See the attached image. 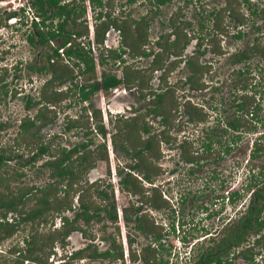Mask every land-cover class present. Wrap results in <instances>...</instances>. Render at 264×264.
Instances as JSON below:
<instances>
[{
  "label": "rangeland",
  "instance_id": "obj_1",
  "mask_svg": "<svg viewBox=\"0 0 264 264\" xmlns=\"http://www.w3.org/2000/svg\"><path fill=\"white\" fill-rule=\"evenodd\" d=\"M27 1L30 0H0V13L9 9L18 10L19 7ZM76 1L78 4L82 3L81 0ZM153 1L154 0H136L128 3L127 0H107V7H105L104 10L114 17H129L127 19L133 20L144 17L146 21V12L149 11L151 13L150 8H152L154 16L149 25V36L151 39L165 30V27L161 24L162 21H164L179 4H183L181 16L185 20L191 21L190 28L188 27V29L195 30V33L199 32L200 34L207 35L210 33V25L206 20L209 11L211 9L214 11L217 10L218 6L223 4L225 0H188L190 2L188 4H185L187 0H169V2L159 8L154 6L155 2ZM232 2L236 4V10L240 9L248 13L246 4L243 3V0H232ZM249 2L254 4L253 8L258 14L257 16H253V18H259V16H261V18L257 20L261 28V33H256V31L247 28L246 32L248 31L249 33L247 38L244 36L243 38L236 39L233 35L223 36L221 38V46L225 50V55L219 57L207 52L202 57L203 60L207 62L213 61L212 70L203 74V80L205 79L206 86H208L205 92L191 91L187 87L182 86L180 90L178 89L179 92H185L184 95L190 96L193 102L204 106V108H200L202 113L205 114V119L201 122L186 123V117L179 113L172 117L171 120V124H173L174 127L177 125L174 129L177 140L184 137L191 139L193 144L187 146L188 152L193 155L195 152H198L195 154H198L196 156L200 157V161H198V163L182 161L179 149L175 147V140L172 141L171 144L160 143L159 148L161 150L159 157H150L146 163L145 156V166L147 165V171L152 182L151 184L145 183V185L146 187L157 185L156 189L159 192L161 191L162 198H164L165 201L160 203L162 204L161 206L156 208L153 207L148 197L151 189L143 186L146 189V205L142 207L146 214V218L153 221L157 226L156 230L163 235L161 243L166 249L171 251L166 257L169 259V264L174 263L175 260H177L179 264H192L196 260L199 246H202V249H204L207 245H210L211 241L209 242L208 238H213L216 243L223 235L224 230L228 228V224L230 226L233 222L239 220V217L244 214L246 206L252 197L250 194L253 187H249L248 185L255 181L254 176L260 172L261 165L264 163V157L250 156L254 141L261 144L264 143V61L260 60V58L253 53L248 55L246 48L253 37L259 36L264 40V25H262V17H264V0H249ZM86 3V0H83V4L86 5ZM94 10V12L88 10L85 15L88 29L91 28V26L94 28L96 26V29H101L104 27L102 19L101 21L95 19V13L100 9L95 8ZM247 16L250 20L253 19L249 15ZM33 17L34 14L32 10L28 9V12L13 17L12 20L8 21L7 26L0 28V84L5 82L8 87V92L4 93L1 91L0 86V121L6 123L5 128L0 131V141L10 142L12 140L18 130L21 118L28 112L25 111L23 107L24 98H22V96L29 92L33 97L38 98L40 96V87L43 81L48 78L46 73L36 72L35 69L33 70L35 66L48 64L47 54H51L48 46H40L36 42L30 43L27 40V35L33 32V26L30 24V19ZM19 20L27 21H24L25 24H21ZM223 23L224 22L220 20V24L222 25ZM190 32L192 34V31ZM104 37L107 39L106 36ZM81 40L87 42L88 39L81 38ZM89 43L91 47H94H92L94 49L93 54H96V60L98 62L101 54L105 55L107 53L105 50L106 48L103 44L96 42V40L91 39ZM111 44L113 46L114 43L112 42ZM192 44L193 43L188 46L187 52L193 49ZM240 50L246 51L247 60L245 65L248 67L249 71H251L248 75L255 72L253 76L255 80L252 81L250 79L249 82H253L250 87H252V92L256 93V101L261 103V109L258 113L259 120L255 123L251 122L255 124V129H248L246 132L244 129L240 130L242 134L240 140L234 143V146L228 153H221L218 158H215L217 146L223 145L221 142L219 143L217 141H224L229 135V132H232L229 129H225V131L224 128H227L229 120H231L234 115H237V113L234 112L236 109V102L233 100L235 95L233 87L235 72H233L232 69L234 66H239L240 64L234 65L231 64V62L229 64L226 56L229 52L236 53ZM214 58H218L216 62H214ZM53 59L56 63L57 58L54 57ZM125 59L127 62L134 61V63L138 65L147 64V60L143 58L132 60L128 55ZM30 66H32V68ZM122 66V63L119 64L112 58L107 57L106 63L98 65L96 72L93 74L86 73L78 76L76 75V68H74L73 79H69L68 82L63 85H58L57 82L49 84L45 88V93L48 94L50 98L49 105L53 109L48 113L46 112V114H48L54 122L45 123L41 130V134L45 139L51 138L52 134H54L55 136L52 141L55 144L60 143L66 146H72L76 142L86 141L91 138L93 143L90 145V148L98 149L101 148L100 144L102 142H106L108 159L97 161L96 166L90 171L88 178L90 180H94L97 177L101 178L99 184H102V187L108 183L111 184L114 187V201L120 208L135 202V198H137V196L122 191L118 186L120 177L127 176L128 164H133V160L127 158L122 145L125 143L124 141L128 142V140L135 139L137 130L132 131L130 137L126 140L116 136L117 149L115 152H112L113 143L111 142V134L115 131L113 124L117 123L115 117L109 115L108 119L105 121L102 117V122L106 127L107 137H103L99 132L93 130L94 126L97 127L98 122L94 118H87V116L90 115L87 113L88 106L80 98L78 86L90 79L99 77L101 69H106L108 72L121 75ZM5 69L6 71L4 73ZM56 69L59 70V68ZM177 71L178 69L173 72L170 79L174 80ZM143 74H146V72ZM154 74L156 73L154 72ZM66 86L68 88H66ZM60 87L63 91L56 93L55 91ZM153 87H155V85ZM103 93V104H101V102L99 103V100L94 103L95 98L98 99L99 92L96 96L95 94L92 96V99H94L92 103L95 104L93 106L99 109L100 105V112L101 107L107 108L109 104L111 105V100L109 98L113 95L112 91ZM127 99L129 101H134L137 104V109L141 106H146L147 103L146 99L138 98L136 92H133ZM181 99L184 102L186 98L182 97ZM123 101L122 99L120 102L123 104ZM92 108L89 107L90 110H92ZM190 108L192 107H188V109ZM34 112L33 109L30 111V114L33 115ZM44 114L45 113L42 115L45 116ZM193 118L198 120L196 116H193ZM147 120L148 122L151 121V124H154V128H160V126L157 125L158 121L156 119H152L151 116H148ZM89 125L91 130L88 127ZM206 136H210L214 140L213 153L210 152L204 155V153L201 152V145L203 141H207ZM20 148H30V146L27 147L22 144ZM20 152H22V150ZM20 154H24V158H27L26 151ZM45 158L48 157H42L36 161L35 164H27L24 162V159H19L15 163V166L9 164L8 168L11 169L13 167L23 170L25 175L22 177V180L25 183L43 185L49 180L48 168L46 166H41ZM84 180L85 178H82V181ZM263 183V179L258 177L257 188H264ZM241 185H245V187H243L244 193L242 197L235 202L227 201V192L233 189H239ZM108 191H110V188H108ZM136 202V204H139V201ZM221 207L222 209L220 211L219 209ZM211 211L219 212L217 215L208 217ZM8 217L12 219L17 218L15 213H11ZM56 224L58 226L59 218H57ZM56 224L53 223V226H51L48 223H41L34 231H36L38 235L43 236L45 233L47 234L51 228L55 227ZM224 224H226V226L222 229ZM203 225L206 226L208 229L207 231H201L199 229ZM108 226L109 227L104 233L99 230L100 227L98 224L93 226L92 231H96L99 236L113 232L112 226ZM132 226L133 221H130L129 225H122L123 233L122 235L120 233L119 237L117 236L116 238L120 241L126 239L128 231L131 233L135 232ZM172 226L175 227V230H172ZM30 229L31 227L29 225L19 224L11 237L0 243V254L4 255L8 247L13 245L19 249H25V242L28 237H30ZM206 232H210L211 235L208 233L207 237L201 241L203 242L201 243L202 245L199 242L197 248V245L193 246L195 248H192L190 257H188V251L191 247V243L195 239L194 237L199 236L200 239L201 235ZM92 234L97 236V234L93 232ZM255 237L256 235L254 232L252 234L248 233L246 242H241V247L236 248L235 251L231 250V253L227 257L230 264H245L247 262L244 258L240 257L238 250L252 244ZM151 242H154L153 237L151 238ZM214 242L211 244H214ZM85 243L86 241L78 232L72 233V236L70 235L68 240L63 244L62 247H64V249L60 248V242L54 244L56 249L54 261L61 260L60 258L62 257H60V253L64 254V250L70 251L72 248L83 247ZM158 243L157 241L154 244L158 245ZM65 244L66 246H64ZM252 250L257 252L255 256L258 259V264H264V243L263 245L255 244ZM158 252L164 254L165 251L163 248H158ZM15 255H8L5 257L6 259L0 258V264H12V259ZM51 256L52 255L49 256L48 263L50 262ZM80 261L81 262L78 263L70 261L69 264H109L106 259L102 261L81 259ZM22 264L36 263L32 260H24ZM114 264L131 263L126 256L125 261L121 262L118 260Z\"/></svg>",
  "mask_w": 264,
  "mask_h": 264
},
{
  "label": "trees",
  "instance_id": "obj_2",
  "mask_svg": "<svg viewBox=\"0 0 264 264\" xmlns=\"http://www.w3.org/2000/svg\"><path fill=\"white\" fill-rule=\"evenodd\" d=\"M82 3L78 4L76 0H30L29 5L33 9L34 13L41 17L40 21H34L33 27L34 32L29 33L28 40L33 43L34 39L37 36V41L40 44H45L52 40H57V44L52 48L51 54L48 55V61L52 57H56V63H50L48 66L51 72V78L44 83L40 92V99L33 100L31 95H26L24 97V108L30 110L36 105L44 103L42 106H39L34 117L26 114L21 118L18 130L10 142L0 141V243L7 240L11 237L16 231L19 224L29 225L31 227L29 231L30 237L25 242L26 248L19 249L16 246H9L5 254H0V258H4L8 255H15L12 264H22L24 260H32L36 264H49L48 258L52 253L53 245L56 241L64 243L66 236L72 230H79L84 236H89L88 231L90 228H93L95 223L101 222L102 220L116 221L117 215L114 205L111 200L107 201V205H101L97 200L93 199L92 196L94 193L100 197V200L109 199L110 196L105 190H99L96 188V183L92 184H81L80 179L82 176L91 168L95 163V159L100 157L99 152H95L88 148V142L78 143L75 148H71L69 153L65 151L64 147H61L60 144H55L52 140H46L41 134L45 123L50 121L52 118L49 117L46 112H50L48 108V103H50V98L47 93H45V88L51 84L53 81L57 83L65 82L67 79L73 77V68H71L67 63L63 62V58L60 57V53L64 51V54L68 58H73V65L79 67L81 73H89L95 71V62L90 51L84 50L83 46L80 43H75L73 47H65L66 43L70 40H74V36L87 35L88 28L84 21L81 19L85 14L86 8ZM92 10L95 8H101L100 11L96 12V19L105 16L103 21V28H95V40L96 42L103 43L104 32L107 29L109 24H113L121 30L124 44L131 48L135 53H140L142 44L144 41L147 42V28L150 23V20L154 16L152 8H150L151 13L146 14V21L144 17L138 19H127L121 22H118L116 19H112L110 14L103 12L105 2L107 0H89ZM135 1V0H129ZM152 1V0H150ZM155 6L159 8V5L166 0H154ZM248 2V0H244ZM231 7V5H230ZM20 11H23V8H20ZM18 10H4L3 13H0V28L8 25V21L13 17H16L20 14ZM216 16H219V12H216ZM57 19V23L54 27L53 20ZM80 19V20H79ZM22 23V22H21ZM172 33L176 35V41L169 42V34L160 37L156 41V44L162 48V51L153 53L151 49L152 58V67H160L161 59L164 56V53L170 52V49H173L175 42H178L180 35L178 26L175 25L174 21L171 20ZM100 29V30H99ZM181 33V31H180ZM186 33H181L185 38L181 44V48L184 47L188 39L185 35ZM59 49H62L59 51ZM215 52H219L218 47H215ZM251 52L264 61V40L257 39L251 45ZM112 53V50H110ZM148 53H146L147 55ZM119 56V55H118ZM84 64V70H81L80 63ZM105 59L102 57L100 63H104ZM188 67L190 68V74L187 78V81L190 83L191 87L199 88L203 84L201 83V77L204 73V66L198 65L197 62L188 61ZM56 68H59L57 70ZM43 67L40 69L42 70ZM6 69L4 70L5 73ZM249 71L246 72L236 71L235 83L238 85L242 84V91L244 93L236 95L234 97V102H236V109L234 112L237 115H234L231 120L228 122V128L232 132H229L227 138L224 141L216 140L221 142L223 145L217 146L215 150V158H218L221 153H228L231 148L234 146V143H237L242 134L240 130L244 129H255V125L251 122L252 120L257 119L259 103L256 102L255 93L249 92L252 91L248 89L250 85L248 76ZM245 74V75H244ZM102 88L108 89L111 86H115L122 81L127 85H130L131 79L128 77V74L125 72L124 80L117 78L114 74H108L105 71L102 72ZM1 91L4 93L8 92V87L5 82L0 84ZM84 86L82 87L83 90ZM98 89L96 82L93 83L89 91L83 93L82 98H87L90 92H93ZM158 102L160 101L161 95L157 97ZM167 98L169 102H173L172 96L168 93ZM167 99V100H168ZM156 107L154 113H162L164 110ZM191 107V106H189ZM167 109L165 116H163V123L172 125L171 120L172 116L169 114ZM45 113L43 116L42 114ZM185 113H188L189 121H196L193 116L198 117L197 121H202L205 119V114L202 113L201 109L192 107L186 109ZM95 116L100 117L98 110L95 111ZM45 117V118H44ZM35 118V119H34ZM6 123L0 121V131L5 128ZM100 126V132L104 135V129L102 125ZM90 127V125L88 126ZM137 122H130L125 124V128L119 127L118 132L124 135L125 138L128 137V133H132L134 130L139 131ZM143 130L150 132L149 127H142ZM226 131V130H225ZM115 134V133H114ZM116 136V135H115ZM115 136H113V143L116 144ZM207 141L202 142L201 152L204 155L213 153V143L214 140L210 136H206ZM138 144H132L131 148L133 150V155L140 157L141 160L145 155L146 151V163L150 157H159L160 148L159 145L161 142L171 143L176 140V137L167 131L164 133V130L160 133L152 132L147 134L146 139H142L138 134L135 137ZM22 144L30 148H20ZM193 144L192 140L189 138H183L182 142L179 144V154L181 159L185 162H198L200 157L188 152L187 146ZM254 149L252 157L255 156H264V143H259L257 141L253 142ZM80 147V148H78ZM102 148L105 147V144L101 145ZM127 148V147H126ZM22 150V153L26 151L27 158H23L25 163H33L42 155L49 153L50 155L55 156L60 154L61 157H58L57 160H45L41 166H47L51 168V173L49 174L50 181H47L45 184H28L25 183L21 178L25 175V172L18 171L16 168L9 169L7 161L15 160L24 156L20 154L19 151ZM35 151V152H34ZM73 153H77L75 158H72ZM106 156V152H103ZM198 157V158H197ZM69 161L65 163L66 160ZM18 161V160H17ZM140 170H144L140 165H137ZM145 171V170H144ZM146 180H149L150 175L147 171L146 165ZM254 180L249 187L252 188L251 199L247 206V213L244 219L239 220L236 224V227L231 230L229 235V240L225 238L221 239V242L218 244L219 250L212 252V250H205L198 254L196 260L192 264H226L223 259V254L225 252L226 245L231 247L233 245H238L240 240H242L243 235L246 232H249L250 229L258 227L259 229L264 228V188H257V178L261 177L264 182V165L261 166V170L254 176ZM264 184V183H263ZM140 188L137 180L131 184V190L138 191ZM255 188V189H254ZM153 193L150 199L151 205L154 207H159L162 201H165L161 193L152 188ZM61 191L63 196H59L57 193ZM78 196L79 202V211L75 213L74 219H69L67 216H63L64 223L61 228H55L54 230H49L46 234L38 235L36 231L37 226L41 223L47 224L48 221L52 222V218L55 213H59L62 210L72 208L73 199L75 196ZM241 196L240 191H233L230 194V201L234 202L237 198ZM109 206V207H108ZM134 209V208H131ZM9 211L16 212L17 218H13L12 221L7 220V214ZM127 213V210L125 211ZM127 217V216H126ZM81 218L84 222L80 223ZM136 228L142 229L148 233L155 234L156 240L160 238L159 232L156 231V227L153 221H150L146 218V228L143 226L142 217L137 216L135 218ZM86 226V227H85ZM34 231V232H32ZM91 232V231H90ZM82 235V236H83ZM83 236V237H84ZM264 240V234H263ZM86 238V237H84ZM103 238L115 240L113 232L108 235H104ZM87 239V238H86ZM132 242V238L130 240ZM118 246V247H117ZM114 246V251L106 250L102 253L92 250L87 255L89 257H122V247L121 244ZM225 247V248H224ZM227 249V248H226ZM87 248L78 249L74 252L75 257H83L86 253ZM144 250V249H143ZM3 253V252H1ZM144 255L142 254V257ZM132 258L136 259L137 256L132 252ZM146 264H167V261L159 255L156 248H151L150 245H146ZM150 261V262H149ZM68 264V263H66Z\"/></svg>",
  "mask_w": 264,
  "mask_h": 264
},
{
  "label": "flooded vegetation",
  "instance_id": "obj_3",
  "mask_svg": "<svg viewBox=\"0 0 264 264\" xmlns=\"http://www.w3.org/2000/svg\"><path fill=\"white\" fill-rule=\"evenodd\" d=\"M127 1H128V3L134 2V1H129V0H127ZM29 2L30 1H27V2L23 3L19 7L18 11L21 10L20 8H23L24 10L20 11V14H23L24 12H28V9L32 10V12L34 14V17L30 19V24L33 26V22L34 21H40L41 17L34 13L33 9H31V7L29 5ZM86 2H87L86 5H85L86 11H85V14L83 15V17L81 19L84 21V23L87 25V28H88V24H87V21L85 19L86 18L85 15H86V12L88 10L89 11L92 10V7L90 5V1L89 0H86ZM153 2H155V1H153ZM167 2H169V0H166L163 3H161L159 5V7H161L162 5H165ZM188 3H190V2L187 0L185 2V4H188ZM243 3L246 4V9L248 10V13H246V12L240 10V9L236 10V8H235L236 4L234 2H232V0H225L223 2V4L219 5L217 10H215V11L211 9L209 11V13L207 15V19H206L207 22L210 25V33L207 34V35L200 34L199 32L195 33V30H189L188 29V27L190 28L191 21L185 20L181 16V11H182V8H183V4H179V6L174 11H172L170 13V15L165 18L164 21H162L161 24H162V26L165 27V30L161 31L158 35H156V37H153L151 39H150V36H149V25H150V23H149L148 28H147V34H148L147 42L144 41V43L142 44V47H141V51L142 52H140V53L133 52L130 47H128L126 44H124V41H123V37L124 36L122 35L121 30L118 27H116L115 25H113V24H109L107 29L104 32V36H106L107 39L104 37L103 43H101V44L104 45V47L106 48L105 50L107 51V53L105 55L101 54L98 62L96 60L97 59L96 58V54H93V50H94L93 48L94 47L92 46L93 47L92 48L90 46V43H89V41L91 39L95 40V28H96V26H95V28L91 26V28L88 29L87 35L74 36V40L68 41L66 43L65 47H73V45L75 43H80V45L83 46L84 50L90 51L89 53H90V55H92L93 60L95 62V71L94 72H96V68L98 67V65H103V64L106 63L107 57L112 58L114 61H117L119 64H121V63L123 64V66L121 68V75L120 74H116V73L108 72L106 69H101L99 77H96L94 79H90V80L84 82L83 84H79V86H78V93L80 94V98L88 106L87 113H89L90 115L87 116V118H89V119L90 118H94L98 122L97 123V127L94 126L93 130H95L96 132H99L103 137H107L106 136V134H107L106 127H105V125L102 122V117H103V120L105 121V120L108 119L109 115L110 116L113 115L115 117V120H116L117 123L113 124V127H114L115 131L111 134V142L112 143H113V136H115V135L119 136V137H122L125 140L128 137H130L131 133H128V137L127 138H125L124 135H122L120 133H117L119 127L125 128V124L130 123V122H137L138 127H140L139 131L137 130V135L139 134L142 139H146L147 134H151L152 132L160 133L161 131L164 130V133H166L167 131H169L170 134H172V135H174L176 137V140H175L176 141L175 142L176 146L175 147L179 148V144L182 142L183 138L177 140V136L175 134L176 132H174L175 131L174 129L177 127V125H176V127H174V126L172 127V125H168V124L163 123V116L166 115L165 112L168 109L170 111L169 114L172 117H174L177 113H179L180 115L183 114L186 117L185 118V122L186 123L187 122H198L197 120L196 121H194V120L189 121L188 113H185V110L188 109L189 106L196 107L197 109L202 108V107L204 108V106L202 104L200 105V104H198L196 102H193L191 100L190 96L184 95L185 92H183V91L179 92L178 89L180 90L181 86H182V87H187L191 91L205 92L206 88L208 87V86H206L207 84L205 82V79L203 80V75L201 77V83L203 85L201 87H199V88L191 87L190 83L187 81V78H188V76L190 74V68L188 67V61L191 60V62H197L198 65H202V67L204 66V69H203L204 73L205 72H209V71L212 70L213 61L207 62L206 60H203L202 57L207 52H209L210 54H212L214 56H219V57L225 55V50L221 46V41H222L221 38L223 36H225V35H233V37L236 38V39L243 38L244 36L247 38L248 35H249L248 31L246 32L247 28L252 29L253 31H256V33H261L260 25L257 22V20L259 18H261V16H259V18L258 17L253 18V16H257L258 15L256 10L253 8L254 4L249 2V0H248V2H245L243 0ZM106 4H107V1L105 2L104 8L107 7ZM230 5H231V7H230ZM154 6H155V4H154ZM99 9H101V8H99ZM92 11L94 12L95 10H92ZM102 11L106 12L103 8H102ZM216 12H219V16L215 15ZM149 13H150L149 11L146 12V14H149ZM95 15H96V13H95ZM247 15H249L253 19L250 20V18ZM110 17L112 19H116L118 22H121L123 20H127V18H129V17L121 18V16L114 17V16H111V14H110ZM263 18L264 17H262V25H264V19ZM12 19H10V20H12ZM95 19H96V16H95ZM101 19H102V21L106 20L105 16H102L101 18L96 19V20L97 21H99V20L101 21ZM140 19H141V17L138 20H140ZM151 20H150V22H151ZM171 20L174 21L175 25L178 26L180 38H179L178 42H175L176 45H174L173 49H170L169 53L168 52L164 53V56L161 59L160 67H152L151 63H152L153 54L151 55L150 52H151V49L154 51L153 53L158 52V51H162V48H160L159 45L156 44V41L158 39H160L161 35L165 37V35L169 34L168 41L169 42L176 41V35L174 33H172ZM220 20L222 22H224L222 25L220 24ZM19 21L22 22V23L20 22L21 24H25L24 21H27V20H19ZM53 23H54V27H55V25L57 23V19H54ZM166 27H167L168 30L166 29ZM198 29H200V28H198ZM180 31H181V33H186L185 35H186V37L188 39L187 43H185L184 47H182V48L180 46L183 43V40H184L185 37L183 35H181ZM190 31H192V34H191ZM33 32H34V27H33ZM81 38H85V39H88V40H87V42H85V41H82ZM257 39H262V38L259 37V36L253 37L251 39V42L248 43V45L246 47L247 51H248V55L252 54L251 45ZM27 40H28V37H27ZM35 42L37 44H39L40 46H48V48H49V50L51 52H52V48L57 44V40H52V41H49V42H47L45 44H40L37 41V36L34 39L33 43H35ZM112 42L114 43L113 46L111 44ZM191 43H193L192 44L193 45V49L190 52H187L188 51V46ZM215 47H218V50H220V53L214 51ZM110 50H112V53H110ZM146 53H148V54L146 55ZM48 55L49 54H47V60H48ZM128 55H129V58H131L132 60L133 59H137V58L146 59L147 60V64L146 65H142V64L138 65V64H135L134 61L127 62L125 57L128 56ZM60 57H62L63 58V62L67 63L71 68H73V69L76 68V75L81 76V75L86 74L85 72L81 73V74L79 73L80 72L79 67L76 66V65H73L74 59L73 58H68L64 54V51H62L60 53ZM102 57L105 59L104 63H100ZM226 57H227L226 59L228 60L229 64H230V62H231V64H234V65L235 64H240L239 66H234V68L232 69V71L235 72V76L233 78V87H234V90H235L234 97H235L236 95H240L241 93L245 92V90L244 91L241 90L242 89V84L241 85H239V84L237 85L235 83V79H236V71H241V72H246V70L249 71L248 67H246V65H245L246 64V60H247L246 51L245 50H243V51L240 50V51H238L236 53L229 52ZM257 57L260 58L259 56H257ZM53 58L54 57L49 59L48 64H46V65L44 64V65L33 67V70L35 69L36 72H44V73H46L48 75V78H46L43 81V83H42V85L40 87L39 93L41 92V88L43 87L44 83H46L51 78L52 74H51L50 70L48 69L49 68L48 66L50 65V63H54L55 62V60ZM217 59L214 58L213 59L214 62H216ZM260 60H262V58H260ZM30 67L32 68V66H30ZM42 67H43V69L40 70ZM80 67H81V70L83 71L84 70V64L82 62L80 63ZM176 69H178L177 75L174 78V80H172L170 78H171V76L173 75V72ZM103 71H105L108 74H114L117 78H120L122 80H124L125 72H126L128 74V77L131 79L132 83H130V85H127L124 81H122L121 83H119V84H117L115 86H111L108 89H103L102 88V77H103L102 72ZM94 72H89V74H93ZM144 72H146V74H143ZM154 72L156 74H154ZM249 72H251V71H249ZM254 75H255V72H253L251 75H248L252 81L255 80V77H253ZM73 77L71 79H73ZM68 80L69 79H67L65 82L57 83V84L58 85H63L66 82H68ZM252 81L249 82L250 83V85L248 86L249 90L250 89L252 90V87H250L252 85V83H253ZM53 82L55 83L56 81H53ZM94 82L97 83L98 89L93 91V92H90L89 96L87 98H82L83 97V93H85L86 91H89V89L91 88V86L93 85ZM154 85H155V87H153ZM83 86H84V88L82 90ZM214 87H216V86H214ZM66 88H68V87L66 86ZM114 88H115V90H114ZM20 89H22V88H20ZM60 91H63V89H61V87L58 88L55 92L58 93ZM109 91L110 92L112 91V93H113L111 98H109L111 100V105L109 104L107 106V108H104V107L102 108L101 107V112H100V110H99L100 109V105H99V109L94 108L93 105H95V104L92 103V101L94 100V99H92V96H93V94H95V96H96L98 94V92H99L98 99L95 98L94 103H96L99 100L98 102L99 103L101 102V104H103L104 103V93L103 92H109ZM133 92L137 93L138 98L140 97L142 99H146V101H147L146 106H141L140 108L137 109L136 108L137 104L134 101H129L127 99V98H129L131 96V94H133ZM249 92H252V91H249ZM168 93H170V95L172 96L173 102H169V99L167 98ZM176 93L180 94V95H177ZM253 93H255V92H253ZM28 94L31 95V93L27 92L26 94H24L22 96V98H24ZM158 95H161V98H160L159 102L157 100L158 99L157 98ZM255 96H256V93H255ZM31 97L33 98V100L40 99V96L38 98H35V97H33L31 95ZM182 97L186 98L184 102L181 99ZM234 97H233V100H234ZM122 99L124 100L123 104H122V102H120ZM256 102L259 103V101H256ZM43 104L44 103L36 105L35 107H33L30 110H26L24 108L25 111H28L26 114H29L33 118L35 113L37 112L39 106H42ZM110 106H112V107H110ZM157 106H159L158 108H161V110H164V111L162 113H154L153 110H155ZM185 106H187V107H185ZM23 107H24V102H23ZM89 107H91V108L93 107L92 110H90ZM48 108H50V110L53 109L49 105V103H48ZM33 109H34L35 112L32 115V114H30V111L33 110ZM260 109H261V103H259L258 110H260ZM96 110H98L99 113H100V117H98V118L95 116V111ZM148 116H151L152 119H156L158 121L157 125L160 126V128H158V127L154 128V126H153L154 124H151V121L148 122V120H147ZM257 120H259L258 115H257V119L256 120H254V119L252 120V123H255ZM51 121L54 122L53 119H51L48 122H51ZM199 122H201V121H199ZM99 125L103 126L104 135L100 132V126ZM146 125L149 127L150 132L142 129V127H146ZM253 125H255V124H253ZM89 129L91 130L90 127H89ZM177 130H178V128H177ZM240 133H241V131H240ZM54 136L55 135L52 134V137L48 138L46 140H52L54 138ZM184 138H187V137H184ZM115 141H116V138H115ZM85 142H88V144H89L88 148L89 149L94 150L95 152H99L100 157L95 159V163H94L93 167H91L82 176V178H85V180L82 181V178H81L80 179V183L81 184H85V185L87 183L88 184L96 183V186H97L96 188H98L99 190H105L108 193V195L110 196V198L108 200L107 199L100 200L99 199L100 197L97 195V193H94L92 198L97 200V202H99L101 205H107L108 204L107 201L111 200V202L114 205L115 210H116V215H117L116 221L112 222L110 220H102L101 222L95 223V225L98 224V226L100 227L99 230L102 231L103 233L109 227L108 225H111L112 228H113V234H114L115 240H113L111 238L110 239L103 238L104 235H108L109 233H106V234H103V235L99 236L96 231H92L93 229L90 228L89 231H88L89 236H84L82 234L84 237L87 238V241H88L87 244L85 246H83V247L74 248V249L72 248L70 251H65L64 250V254L60 253V257H62V258H60L61 259L60 261H54L55 254H56V252H55L56 249H55V246L53 245L52 253L50 254L52 256L50 257L51 259H50L49 264H53V262H54V264H66V263L69 264L70 261L78 263V262H81L80 261L81 259H91V260H99V261H102V260L106 259V260H108L109 264H114L118 260H120L121 262L125 261L126 256L128 257V260L130 261L131 264H146V259H144V257L146 258V245L147 244L150 245L151 248H156L157 251H158V248H163V250L165 251L164 254L163 253H159V252L158 253H159V255L161 254L162 258L167 261V264H169V259L166 258V257H167V254L171 253V251L166 249L164 247V245L161 243L163 235L159 232L160 238H158V240H156L155 234H153V233L146 234L145 231H143L142 229H139L138 227L136 228V226H135L136 225L135 218L137 216H141L142 217V223L144 222L143 226H145V228H146V214H145V212L143 210V207H142V206L146 205V198H145L146 197V189L143 186L146 187L145 183H149V184L152 183L150 178H149V180H146V175H145V173H146V166H145L146 151L144 152L145 155L143 156V158L141 160L140 157H136V156L133 155V150L134 149L131 148L132 144H138L139 143L137 140L133 139V140H128V142L124 141L125 143H123V145H122V148H124V152H125L127 158H129V159L131 158L133 160V161L131 160L133 162V164L132 165L128 164L129 168H127L128 169L127 176L120 177V180L118 181V186L120 187V189H122V191H124L126 193H130L133 196H137V198H135V200L139 201V204H136L137 202L135 201L136 203L132 202L131 204H128L127 206H124V207L120 208L114 201V198H113L114 187L111 184L108 183L107 185H104L102 187V184H99L101 178L97 177L94 180H90L88 178L89 174H90V171L96 166L97 161L108 159V150L106 148V142H102L100 144V147H101L102 144H105L104 148L101 147V148H98V149L97 148H90V145L93 143V140L91 138H89L86 141L76 142L72 146H66V145H62L60 143H57V144H60V146L64 147L65 151L69 153V150L71 148H75V146L78 143H85ZM130 143H132V144H130ZM163 143H166V142H163ZM108 147H109V145H108ZM78 148H80V147H78ZM116 149H117V145L116 144L114 145V143H113L112 152L113 151L115 152ZM253 149H254V144H252L251 155H250L251 157H252ZM20 151H19V153H22ZM109 151H111V150H109ZM103 152H106V156L104 155ZM195 153H198V152H195ZM71 155H72V158H75L77 156V153H73ZM44 156L48 157V158H45V160H51V161L57 160L58 157H61V155L59 153L56 154L55 156L50 155L49 153H46L45 155L37 157V159L35 161H33L32 164H35L36 161H38L39 159H41ZM24 157L25 156L21 155L20 158L18 157L15 160L7 161V164L8 165L11 164V165L15 166V163L17 162V160L23 159ZM255 157H258V156H255ZM261 157H264V156L262 155ZM68 161H69V159L66 160L65 163H67ZM28 164H31V163H28ZM137 165H140L142 168H144L145 171L144 170L143 171L140 170L137 167ZM262 165H264V163ZM47 168H48L49 174H50L51 173V168L50 167H47ZM16 169H18V168H16ZM18 171H23V170L18 169ZM139 173H140V175H139ZM48 177H49V175H48ZM50 179L51 178H49L48 181H50ZM136 180H137L140 188L138 189V191H133V190H131V184L134 183ZM243 187H245V185L244 186L241 185L239 189H236L237 191H240V193H241V196L239 198H241L243 193H244V190H243L244 188ZM108 188H110V191H108ZM146 188L151 189L150 193H149V196H148L149 198H151L152 193H153L152 188L156 189L157 185H153V186L150 185V186H148ZM236 190L233 189V190H230V191L227 192V196H226L227 197V201H230L231 192L236 191ZM160 193H161V191H160ZM57 194L59 196H63L64 193H62L61 191H58ZM250 196H251V194H250ZM77 197L78 196L76 195L74 197V199H73L72 208H70V209L68 208V209L60 211L59 213H55V215L52 218L53 219L52 222L48 221V224L53 226V223L56 224V220H57V218H59L58 226L56 224L55 227L51 228V230H54L55 228H61L63 226L62 224L65 221L63 216H67L69 219H74L75 218V216H74L75 213L77 211H79L78 209H80L78 207L79 206V202H78ZM239 198H237V199H239ZM248 204H249V202H248ZM247 206H246V210H245L244 214H242V216L239 217V220L244 219V217L246 216ZM131 208H134V209H131ZM221 209H222V207L219 210L221 211ZM126 210H127V213L125 212ZM218 212L219 211H211L208 214V217H212L214 215H217ZM11 213H15V215L17 214L14 211H9L8 212L7 220L10 221V222L12 221V218L8 217V215H11ZM79 219H80V223L84 222L81 218H79ZM0 220H2V219H0ZM239 220H237V222ZM130 221H133L132 229L135 232L131 233V232L128 231V234L126 235V239H123V240L120 241L116 237L117 236L119 237L120 233L122 235V233H123L122 225H129ZM237 222H233L230 226L228 224V228H226L224 230L223 235L219 238V240L216 243L214 242L213 238H208V241L209 242L211 241L210 245H207L204 249H202V246H199L197 244L199 242H200V244L203 243L201 241H203L205 239V237H207L208 233L210 235H211V233L210 232H206L205 234L201 235L200 239H199V236L198 237H194L196 239V241L194 239V241L191 243V247L189 248V251H188V257H190V252L192 251V248H195V247H193L195 245H197L196 248L199 246V248H198L199 251L196 254V258H197L198 254L200 252L205 251V250H210L211 249L212 252L218 251L219 250L218 244L221 242V239L225 238L226 240H229L230 232H231V230H233L236 227ZM154 225H155V227H157L156 224H154ZM225 226H226V224H224L222 226V229L225 228ZM199 229L201 231H207L208 230L205 225H203ZM172 230H175L174 226H172ZM73 231H79V230H72L66 236L65 241L68 240L70 234ZM92 232L97 234V236H94L92 234ZM253 232L256 235V237L253 240V243L245 246L241 250H238V253L240 254L241 258H244L245 261H247L245 264H258V262H257L258 259L255 256L257 254V252H254L252 250L253 246L255 244L256 245H263V243H264V240H263V237H262L263 234H264V228L263 229H259L258 227L250 229L249 232H246L243 235V238H242V240H240L238 245H233L231 247L226 245L227 249L224 247L225 248V252L223 254V259L225 260L226 264H230L227 257L231 253V250L235 251L236 248L241 247L240 246L241 242H246V238L248 236V233L252 234ZM152 237H153V241L154 242H151V238ZM131 238H132V242L130 241ZM65 241H64V243H65ZM157 241L159 242L158 245L154 244ZM103 242H105V243H103ZM212 242H214V244H211ZM55 243H59V242L56 241ZM64 243L60 242V244H61L60 248L64 249V247H62ZM118 243H120L121 247H122V257L112 258V257H101V256H99V257H93L92 258V257H89L87 255L93 249L96 250V252H99V253H102V252H104L106 250H110L111 252H113L114 251V246L115 245L117 246ZM64 246H66V244ZM85 248H87V250H86V253H85V255L83 257H75L74 256V252H76L78 249H85ZM58 249H59V247H58ZM125 249H126V251H125ZM132 252L136 254V256H137L136 259L132 258ZM142 254L144 255L143 257H142ZM124 255H126V256H124ZM192 257H193V255H192ZM172 264H179V262L177 260H175V262L172 263Z\"/></svg>",
  "mask_w": 264,
  "mask_h": 264
},
{
  "label": "water",
  "instance_id": "obj_4",
  "mask_svg": "<svg viewBox=\"0 0 264 264\" xmlns=\"http://www.w3.org/2000/svg\"><path fill=\"white\" fill-rule=\"evenodd\" d=\"M74 232H78L80 234V236L86 241V243L83 244V246H85L87 244V242H88L87 239L82 236L80 231H73L72 233H74ZM72 233L70 234L71 236H72Z\"/></svg>",
  "mask_w": 264,
  "mask_h": 264
},
{
  "label": "built area",
  "instance_id": "obj_5",
  "mask_svg": "<svg viewBox=\"0 0 264 264\" xmlns=\"http://www.w3.org/2000/svg\"><path fill=\"white\" fill-rule=\"evenodd\" d=\"M62 49H59V51H61ZM114 90H115V88H114Z\"/></svg>",
  "mask_w": 264,
  "mask_h": 264
}]
</instances>
